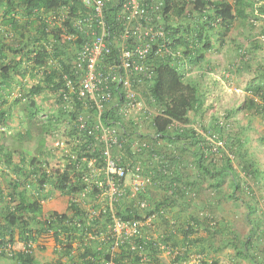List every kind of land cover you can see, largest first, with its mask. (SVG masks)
<instances>
[{
  "label": "trees",
  "instance_id": "obj_1",
  "mask_svg": "<svg viewBox=\"0 0 264 264\" xmlns=\"http://www.w3.org/2000/svg\"><path fill=\"white\" fill-rule=\"evenodd\" d=\"M121 2L116 0L107 7V19L115 36L111 38V53L100 60L101 69L119 59L116 38L122 27L118 18ZM153 2H143L144 9L152 14ZM63 7L70 14L61 26L50 23L49 12ZM81 7L80 0H0V174L8 187L5 189L0 181V257L11 258L17 264H107L109 261L112 264H186L198 255L200 261L196 264H223L219 254L228 248L233 250V264H264V248L259 243L264 237V216L258 213L259 197L254 190L255 186H264V164L252 151L257 146L252 147L248 134L253 130L258 143L264 145V60L259 58L264 52V39L260 38L264 36V0H164L162 19L156 23L164 26L166 36L152 48L149 62L154 77L151 81L145 80L142 87L148 89H143L147 90V102L162 110L153 117L152 126L167 148L156 149L151 144L152 150H143L139 157L149 155L153 160L152 152L163 154L161 166H167L171 172L158 171L150 162L145 170L146 174L156 170L152 185L157 187V195L153 197L146 190L132 196L127 190L112 205L103 196L104 176L87 181L85 174L91 170L82 161L84 156H97L100 160L97 167L104 163V142L96 139L97 111L87 110V128L82 131L78 129V118L86 110L84 104L73 96L75 109L71 112L64 108L63 94L69 91L66 77L78 80L74 62L77 50L87 38L72 22ZM247 25L253 29L260 26L262 30L247 46L237 45V71L250 75L243 100L224 117L216 116L201 124L208 135L224 142V147L214 150L216 145L207 135L187 126L204 120L215 110V104L207 106V92L198 82L199 77L186 75V69L202 67L208 53L215 49L216 39L224 44L231 31ZM73 34L77 36L75 40L70 37ZM164 41L168 42L167 52L159 49ZM208 69L209 66L198 69L201 79ZM27 72L36 81L32 85L21 81L20 89L25 92L21 91L13 103L19 104L31 118L29 124L39 111L36 97L46 91L57 95L60 114L67 115V121H73L69 131L72 147L62 169H50L39 155L28 158L23 149L5 145L3 129L12 116V106L8 107L7 103L14 90V76L23 77ZM133 84L135 89H140L136 79ZM114 87L119 94L116 92V100L107 106L102 121L121 130L124 143L122 147L115 145L113 153L125 164L129 158H135L131 145L142 136L138 135L133 121L125 120L120 114L122 86ZM239 112L248 120L240 123L233 135H227L234 129L230 118ZM257 119L261 124L254 126ZM45 128L41 125L42 132ZM29 134L22 133L20 138ZM18 152L21 158L15 162L14 155ZM204 185L212 191L215 206L225 200L246 206L250 234L242 237L230 224L218 225L213 212L186 210L191 203L197 206L193 202ZM49 186L70 198L71 213L44 210L43 201L51 196L47 191ZM89 186L87 196L77 201ZM140 199L148 200L145 208L140 206ZM87 201L90 205L86 207ZM152 214H156L155 218L139 234L116 245L115 217L133 222ZM51 237L57 243L60 258L41 262L34 245L40 238Z\"/></svg>",
  "mask_w": 264,
  "mask_h": 264
},
{
  "label": "built area",
  "instance_id": "obj_2",
  "mask_svg": "<svg viewBox=\"0 0 264 264\" xmlns=\"http://www.w3.org/2000/svg\"><path fill=\"white\" fill-rule=\"evenodd\" d=\"M82 7L78 9L77 15L72 17L74 27L86 35L77 50L74 62L75 72L79 74L78 80L66 77V86L69 91L63 94L64 107L68 111L74 109V97L80 100L86 109L93 108L97 111L96 130L98 132L96 139L104 142V152L102 155L103 165L97 167L100 161L97 156L93 158L82 157V161L88 164L90 173L85 174L87 181L99 178L101 175L105 178L104 195L108 197L109 204L121 195L131 191L132 196H138L145 192L153 184L156 170H161L165 174L171 172L166 166H161L163 154L152 152V163L156 170L152 169L146 174V162L142 159L140 153L143 150H152L151 143L145 139H135L131 145L135 158H129L125 164L120 163V159L113 153L115 145L122 147L124 141L120 138L121 130L118 127L110 126L102 121V116L107 106L116 100L118 89L114 86H122V101L119 104V112L125 120L132 119L133 112L139 110L141 115H159L161 109L150 107L142 97V93L134 88L133 79H136L138 86H141L145 80H152L154 71L149 62L154 44L160 38H165L166 31L164 26L156 21L162 19V8L164 0H154V14L144 9V0H122L118 12V18L122 27L116 38L119 48V59L116 62L105 65L100 68L101 58L111 53V38L115 36L112 27L107 19L108 4L116 0H80ZM67 7L56 8L49 12L48 20L50 23H61L68 17ZM74 40L75 34L70 36ZM160 50L169 51L168 42L164 41ZM119 94V93H118ZM121 94V93H120ZM86 114H81L78 120V129L84 131L86 126ZM156 137H158L156 135ZM208 139L215 143V149L224 147V142L217 139L215 135H209ZM57 145H65L64 141H58ZM143 157V155H142ZM87 188L79 194L77 201H81L87 196ZM147 199H140L139 204L145 208L148 205ZM91 212H94L91 210ZM156 214H152L145 220H136L133 222L124 221L118 217L114 219L113 232L117 238L116 245L122 239L137 235L141 228L150 224ZM200 261L199 256H193L186 264H196ZM112 264V262H107Z\"/></svg>",
  "mask_w": 264,
  "mask_h": 264
},
{
  "label": "rangeland",
  "instance_id": "obj_3",
  "mask_svg": "<svg viewBox=\"0 0 264 264\" xmlns=\"http://www.w3.org/2000/svg\"><path fill=\"white\" fill-rule=\"evenodd\" d=\"M260 30H262L260 26H256V28L253 29L251 26L247 25L246 27L235 28L233 31H231V33H229V35L226 37L224 44H222L220 40H215V49L212 52L208 53V56H211L214 60H218L219 64H217L216 67L214 66L210 71H213L217 76H221L223 78V81H225V84L232 90H228L225 86L223 87L220 83H218L220 81L219 79H216V83H218L217 85L215 83H212L215 82V80L208 78L207 74L205 73L206 71H204L206 77H202V79L200 77L198 78V82L201 83V85L207 92V98H209L210 96L209 100L206 103L207 106H209L210 104H215V110L210 111L205 118L207 119V122H209L216 116L224 117V115H226L228 111H230L232 108H236L241 104L250 75L248 73L237 71L236 64L239 62V57L236 51L237 45L240 44L247 46L248 44H250L251 40L254 39V37H257V35L260 34ZM259 58H262L264 60V52L259 56ZM198 69L199 68L195 69L191 67V70L193 72H197L194 73L196 75H199ZM33 73H35L34 70ZM31 76V72H27L23 77L22 75L14 76V90L11 93L12 95H10L9 97V103H7L8 107L10 104L12 106V116L9 125L5 127V129H3L5 145L16 146L19 151L23 149L24 151H26L25 154L28 158L32 157L33 155H39V157H42V159L47 162L50 169H62L64 168V165L66 163L67 150H70L72 147V140L68 130L69 127L67 124V112H64L66 116L60 114L61 104L58 101L59 99L57 95L50 91H46L36 97L39 111L38 114L34 118H32V122L30 124L28 121L31 118L24 113L19 104L15 105L13 103L14 100L19 97L20 92L23 91L22 89H20L21 81L30 85H32L36 81V79H33ZM220 82L222 83V81ZM214 87H217V89ZM236 87H240L243 91L240 92L239 90H235ZM139 88L143 90L146 87ZM23 92H25V90ZM212 99L217 102L215 103L214 101H212ZM234 101L236 102V104L233 107H229V105H231L232 102L234 103ZM139 116V110L133 112L132 114V120L134 122H137L135 128H137L140 132L143 131L145 134H153L154 129L152 127V124L149 122V119H145L143 121L139 119ZM230 119L232 121L231 123H233L234 129L231 132H228L227 135H233L238 130V126H240V123L244 124L248 120V118H245L243 116L242 112L234 114ZM258 120L259 119L254 121V126L261 124V121ZM43 124L46 126V130L43 131L44 133L41 131V125ZM29 128L30 131H28ZM27 132H30L29 136L26 135L23 139L20 138V134ZM248 134L252 139V147L254 145L257 146V148L253 147L252 151L257 156L261 164H264V145L258 143L256 136H253V130L248 131ZM148 137L149 136H147V138ZM59 140H64L66 142V145L64 147L58 146L57 142ZM14 157L15 162H19L21 158L20 152L15 153ZM188 170L189 169L187 168L186 173L189 172ZM2 177L3 175L0 174L1 185L5 189H7L8 187L6 184V180ZM228 185L229 183L227 184V186ZM48 188L50 190L51 198H54L55 201H59L62 204L68 202V196L63 195L59 190L57 191L51 187ZM254 188V190L256 191L255 196L259 197V201L257 204L258 213L264 216V201L263 199H261L262 197L264 198V186L261 185V188H257L255 186ZM57 192L58 195H55ZM199 194L200 195H197L193 203L197 204L199 202L201 208H195L191 203V205H187L189 207H187L186 210L190 209V211H192L195 209H199L201 212L203 210L205 212H213L218 225H224L225 223L230 224L231 228L237 231L242 237L251 233V225L249 224L248 217L246 216L247 208L243 203L237 202L235 200H225L223 203L215 206L214 195L206 185L204 186V189H201ZM105 198L107 197L105 196ZM86 204L90 205L88 201ZM43 207L45 211L49 208L46 202H43ZM259 243L261 244L263 249L264 237L261 239V241H259ZM56 248H58L57 243L52 237L40 238L39 243L34 245L36 256L41 262H54L58 258H60L59 254L56 252ZM232 254L233 250L228 248L223 249L219 254L222 263L233 264L234 262L231 257ZM64 260H66V258ZM0 264L17 263L15 260L3 256L0 257Z\"/></svg>",
  "mask_w": 264,
  "mask_h": 264
},
{
  "label": "crops",
  "instance_id": "obj_4",
  "mask_svg": "<svg viewBox=\"0 0 264 264\" xmlns=\"http://www.w3.org/2000/svg\"><path fill=\"white\" fill-rule=\"evenodd\" d=\"M217 64H219V61L218 60H214L211 56H208L207 62L204 63L202 67L200 65L198 68H200V69L202 68L203 70H205L206 69V66H209V69L207 71V73H208L207 74V77L215 80V82H212V83H215L216 85L218 83H220L223 86V84H225V81H223L222 77L221 76L214 75V72L213 71H209V70H212L214 66L216 67ZM203 70H201V71L203 72ZM195 72H193V74ZM189 74H192V72L189 73ZM195 77H200V75L194 74V78ZM204 77H206V76H204ZM216 79H219L220 81H222L223 84L220 81L218 83H216ZM224 86L226 87V84ZM214 88L217 89V87H214ZM226 88L229 89L228 86ZM235 90H239L240 92L243 91L240 87H236ZM209 98H210V96H209ZM209 98H206V101H208ZM212 101H214L215 103L217 102V101H215L213 99H212ZM235 104H236V102L234 101V103L232 102L231 105H229V107H233ZM191 115H192V118L197 119V117H194V114H191ZM149 122L152 124L150 118H149ZM139 133H141L145 137L149 136L148 138H150V140L152 141V144L156 147V149H160L161 147L167 148L166 144L162 140L156 139V138H152L153 137V134H154V131H153V134H145L143 131H141V132L139 131ZM168 149L171 150V147L169 146ZM143 157H144V160L146 162V165L150 166L151 165L150 162H152L150 156L149 155H144ZM189 163H190V161H189ZM152 165H154V164H152ZM154 167H155V165H154ZM204 186L202 187V189H204ZM147 190L149 191V193H150L151 196L155 197L157 195L158 189L154 185H150L147 188ZM55 195H58V192ZM45 202L48 204V207H49L46 211H57V212H60V213H71L72 212V210L70 209V205H69V198H68V202L65 203V204H62L59 201H55L54 198H51V196L47 200H44V203ZM214 205H215V203H214ZM194 207L195 208H201V206L199 205V202L197 203V206H194Z\"/></svg>",
  "mask_w": 264,
  "mask_h": 264
},
{
  "label": "clouds",
  "instance_id": "obj_5",
  "mask_svg": "<svg viewBox=\"0 0 264 264\" xmlns=\"http://www.w3.org/2000/svg\"><path fill=\"white\" fill-rule=\"evenodd\" d=\"M260 38L263 40L264 39V36L263 35H261L260 36ZM187 68V67H186ZM187 71H186V75H188V76H190V74L189 73H191L192 72V74H193V71L191 70V66H188V68L186 69ZM210 71V70H209ZM207 73V72H206ZM223 73H225V72H223ZM208 74V73H207ZM214 75H215V73H214ZM223 77H225V76H223ZM223 79V78H222ZM138 87H142V85L141 86H138ZM223 87H224V85H223ZM226 87H227V85H226ZM138 89V88H137ZM228 90H232L231 88H229ZM138 91L140 92V93H142V97H143V99L145 100V102L150 106V107H152V108H154V107H156V106H153V105H151L150 103H148L147 102V99L145 98V93H146V91L144 92L143 90H141V89H138ZM116 98H117V96H116ZM115 101V100H114ZM65 108V107H64ZM75 109V108H74ZM73 109V110H74ZM66 110V109H65ZM72 110V111H73ZM88 109H86L85 110V112H83L84 114H86L87 116L89 115V113H88V111H87ZM66 111H68V110H66ZM71 111V112H72ZM82 113V114H83ZM81 115V114H80ZM79 115V116H80ZM87 116H85L86 117V119H87ZM154 116H157V115H154V114H152V115H149V116H144V115H141V113H140V116H139V119H141V120H145V118L146 119H149L150 118V120H151V122H152V119H153V117ZM205 120V119H204ZM204 120H201V121H196V122H194L193 124H190V125H187V126H193L195 129H196V131L198 132V133H200L201 135H203V136H206L207 135V137L209 136L208 134H207V132L203 129V125H201L203 122H207L206 120L204 121ZM127 121H133L132 119H130V120H127ZM133 123L135 124V125H137V122H134L133 121ZM67 124H68V130L70 131V129L73 127V121H68L67 122ZM135 127V126H134ZM153 127V126H152ZM5 129V128H4ZM154 129V128H153ZM138 135H141L142 137H140L139 139H145V140H147V141H149L151 144H152V141L150 140V138H147V137H145V136H143L141 133H139ZM152 138H156V139H158L157 137H156V133H155V131H154V135H153V137ZM59 141H64V140H59ZM65 142V141H64ZM65 145H66V142H65ZM64 145V146H65ZM58 146H61V147H64V146H62V145H58ZM69 152V150H67V153ZM147 153V152H146ZM143 156H144V154H143ZM45 161V160H44ZM50 187V186H49ZM47 191L49 192L50 190H49V188L47 187ZM58 191V190H57ZM69 198V197H68ZM44 202V201H43ZM69 204H70V198H69ZM87 204L85 203V206H86ZM87 206H89V205H87ZM86 206V207H87Z\"/></svg>",
  "mask_w": 264,
  "mask_h": 264
}]
</instances>
